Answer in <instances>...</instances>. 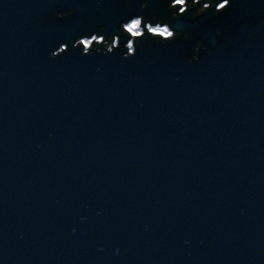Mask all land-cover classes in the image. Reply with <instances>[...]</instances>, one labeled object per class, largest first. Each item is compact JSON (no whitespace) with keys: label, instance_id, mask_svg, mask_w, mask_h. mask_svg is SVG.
Here are the masks:
<instances>
[{"label":"water","instance_id":"1","mask_svg":"<svg viewBox=\"0 0 264 264\" xmlns=\"http://www.w3.org/2000/svg\"><path fill=\"white\" fill-rule=\"evenodd\" d=\"M143 2L0 0V264H264V0ZM136 15L190 37L50 56Z\"/></svg>","mask_w":264,"mask_h":264},{"label":"clouds","instance_id":"2","mask_svg":"<svg viewBox=\"0 0 264 264\" xmlns=\"http://www.w3.org/2000/svg\"><path fill=\"white\" fill-rule=\"evenodd\" d=\"M231 3L232 0H220L219 3H215L214 0H211L210 3H201V0H169L168 7L172 13V17L174 15H179L180 18H182L188 13L187 9L192 5L197 6L193 9V18L202 15L201 14L197 16V11H201L204 14L209 12L210 10H212V16L215 17L216 15H219L220 13L228 9L231 6ZM147 7L148 0H144V2L140 4V9L142 11ZM208 8H210L209 11H203L204 9ZM173 9H178V11L174 12ZM68 12H71L73 14L72 10H69ZM60 17L65 18V13H61ZM145 18L148 17L143 15H136L134 17H128L124 19L120 24V32L113 35L111 41L105 39V37L109 36L107 34H102L104 32V28L102 26L100 31L95 32L90 36L88 34H85L83 36L70 40L68 44H61L58 49L50 53V56L53 59L58 58L62 54H65L69 50V48H71L72 50L80 49L81 56H91L93 54L111 55L120 48L121 44H123L124 48H126V52L123 53L122 58L130 59L131 57L136 55L137 49L143 47L142 40L144 38L154 40L158 44L170 45L179 40L182 35L183 37H185V35L190 37L189 33H181L180 31L174 29L171 24L165 21L163 25L153 24V17L151 19L148 18L147 20H145ZM177 33H180L181 35L177 36ZM121 35L126 36L127 40H122ZM98 36L99 39H97ZM137 40L139 41V46L136 45ZM73 41L75 43H71ZM93 42H95L96 46H93ZM198 42L203 44L202 41H197V43ZM194 49H196V46ZM201 49L206 50V46L203 44V47L194 51L192 60L198 59V54ZM189 62H191V60Z\"/></svg>","mask_w":264,"mask_h":264},{"label":"flooded vegetation","instance_id":"3","mask_svg":"<svg viewBox=\"0 0 264 264\" xmlns=\"http://www.w3.org/2000/svg\"><path fill=\"white\" fill-rule=\"evenodd\" d=\"M210 2H211V0H201V3H210ZM214 2H215V3H219L220 1H218V0H214ZM200 6H202V5H200ZM192 7H197V6H196V5H192L190 8H192ZM190 8H188V9H190ZM188 9H187V10H188ZM204 10H205V9H204ZM204 10H203V11H204ZM176 11H178V9H174V12H176ZM199 13H201V11H197L196 15L199 14ZM175 16H179V15H175ZM145 20H147V19H145ZM152 20H153V19H152ZM159 20H160V19H159ZM159 24L163 25L161 21L159 22ZM136 42H137V41H136ZM136 45H137V43H136Z\"/></svg>","mask_w":264,"mask_h":264},{"label":"trees","instance_id":"4","mask_svg":"<svg viewBox=\"0 0 264 264\" xmlns=\"http://www.w3.org/2000/svg\"><path fill=\"white\" fill-rule=\"evenodd\" d=\"M160 20L156 17L153 18L152 23L153 24H159ZM108 41H111L110 39L105 38ZM137 43V42H136ZM138 44V43H137ZM95 45V42H93V46Z\"/></svg>","mask_w":264,"mask_h":264},{"label":"rangeland","instance_id":"5","mask_svg":"<svg viewBox=\"0 0 264 264\" xmlns=\"http://www.w3.org/2000/svg\"><path fill=\"white\" fill-rule=\"evenodd\" d=\"M161 25V24H160ZM97 39H99V36L97 37Z\"/></svg>","mask_w":264,"mask_h":264}]
</instances>
